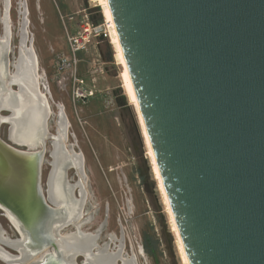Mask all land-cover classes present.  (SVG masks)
I'll return each instance as SVG.
<instances>
[{
	"label": "water",
	"instance_id": "water-1",
	"mask_svg": "<svg viewBox=\"0 0 264 264\" xmlns=\"http://www.w3.org/2000/svg\"><path fill=\"white\" fill-rule=\"evenodd\" d=\"M107 5L188 264H264V0ZM41 147L0 139V205L27 230L11 241L40 253L56 210Z\"/></svg>",
	"mask_w": 264,
	"mask_h": 264
},
{
	"label": "rangeland",
	"instance_id": "rangeland-1",
	"mask_svg": "<svg viewBox=\"0 0 264 264\" xmlns=\"http://www.w3.org/2000/svg\"><path fill=\"white\" fill-rule=\"evenodd\" d=\"M22 1L27 10L28 46L32 45L37 59L39 84L46 86L47 82L52 94L53 103L48 102L52 112L49 134L55 135L54 122L58 107L62 106L71 126L67 145H75L76 141L86 158L89 197L84 217L90 219L81 230L94 232L102 227L97 244L103 246L109 236L122 239L125 253L131 256L133 252L138 264H181L156 184L144 161V144L142 147L137 135L134 110L119 89L122 87L120 68L110 42L103 39L83 54L79 53L76 69L65 74L66 81L62 82L58 77L57 58L68 54L60 17L64 18L67 28L73 24L66 22L70 16L74 23L87 16L93 25L104 24L99 9L92 0ZM21 4V0H0V41L4 38L8 42L11 36L10 51L5 58L9 76L4 78L6 88L11 92L17 91L9 84V78L18 58L24 13ZM43 75L46 81H41ZM74 78L82 81V85L74 83ZM39 90L44 95L42 87ZM8 116L9 113L0 112V118ZM8 127L0 122V139L5 143ZM139 132L142 135L141 129ZM45 150L40 167L43 193L49 172L47 153L51 151L47 142ZM74 150L79 152L77 148ZM67 174L70 181L74 180V171ZM0 227L10 240L18 238L1 215ZM72 231L73 228L68 227L61 233ZM145 238L152 250L150 255L143 248ZM81 262L79 259L78 264Z\"/></svg>",
	"mask_w": 264,
	"mask_h": 264
},
{
	"label": "bare ground",
	"instance_id": "bare-ground-1",
	"mask_svg": "<svg viewBox=\"0 0 264 264\" xmlns=\"http://www.w3.org/2000/svg\"><path fill=\"white\" fill-rule=\"evenodd\" d=\"M21 2H22L21 5L24 9V13L22 15L23 21L21 24V31H20V50H19L18 58L16 59V62L14 63V67H13L14 71H12L13 72L11 76L12 79L10 81V84L12 86L17 87V92H11V91L7 92L3 88L6 86H2L1 88L2 91L4 93L7 92L9 96H5L4 94H2L3 92L0 93V112H4V110L9 111L10 115L8 117L0 118V122L9 124L10 139H12L14 142L18 144H22V145H27V146H35L37 143L42 142L43 135L45 134L44 132L46 129V120L48 118V109H47L48 100L46 101L45 99L47 97L43 95L39 90H37V86L40 85L39 84L40 78L38 77L36 73V56L34 54L33 47L31 44L30 46H28L27 44L28 33L25 30L26 21H27L26 20L27 10H26L25 4L23 5L22 0ZM91 3H93L96 7L101 8V14L103 16V21H104L103 28L108 36V41L110 42L109 44L114 50L115 62L120 68L119 79L122 85V90L124 91V94L126 95L129 104H131V106L134 109V112L136 113V117L139 122L138 125H140V129L142 133L141 136L143 138L145 155L148 158L149 163L151 165L153 178L155 179V182H156V188L159 193L161 203L163 204V212L166 215L169 229L171 230V233L174 237L179 260L181 264H188V261H187V258H186V255H185V252H184V249H183V246H182V243H181V240H180V237H179V234H178V231H177L174 219H173V215L170 210L169 203H168V200H167L164 188H163L160 174L158 172V169L155 163L154 155L152 153L149 140L145 132L143 120L141 118L138 104H137V101H136V98L133 92V87H132V84L129 78L127 67L125 65V61H124L122 50H121V47L118 41V37L115 32L112 17H111V14H110V11L107 5V0H92ZM1 42L2 44H1L0 56L2 57V55L5 52V48L8 47V42L5 41L4 38L2 39ZM1 69H3L2 62H0V78L2 79ZM59 108L61 111L62 106H59ZM61 113L63 117V112ZM61 138H62V134L59 132L57 140H55L56 142H54L55 143L54 146L52 145L53 146V149H52V157H53L52 168L53 169H52L51 177L49 178L48 194H49V200L54 205L60 204V200H61L59 196V192L56 189L55 184H54L55 178L58 175L61 168H64L67 162H69L70 160H73L74 158L72 157L74 155L71 156V154L70 155L68 154L70 150L68 151V153L62 152L61 147H60L61 145L60 140L62 142ZM8 149L13 152H16L10 147ZM16 153L24 154V155L33 154V153H27V152L25 153L16 152ZM39 163H40V159L38 162V168H39ZM76 172H77V169H76ZM80 198L82 201V196ZM44 199H46L45 196H44ZM79 205L80 207L79 209L78 208L76 209L78 210L76 214L66 212L64 218L60 211L55 210L52 213L49 227H48V242H49L48 246L51 245L52 251H54V255L52 257L45 259V261L41 263V261L35 260L34 258L37 256L36 254L38 252L39 254L37 258H39V256L41 255L40 250L33 252L31 249L29 250L27 246H24V247H20L22 250V255H21L20 260L17 258H14V256L4 251L0 252V258L6 264H17V263L19 264H75L76 257L78 255H82V257H84V264H138L136 255L134 253L131 254V256L130 255L124 256L122 254L123 244L120 242V244L118 245L116 241L114 240L115 238H111V242H112L111 246L103 245L102 247L101 246L97 247L94 241L95 239L98 238V236H94L93 233H92L93 235L85 234L83 236H77L75 232L74 233L72 232L71 233L69 232L61 233L62 232L61 230H63L64 227H67L69 224H72L73 221L75 222L77 219L80 218V215H81L80 208L82 206L80 202H79ZM0 207L2 206L0 205ZM5 210L11 216L12 219L14 218L21 225L22 231L26 236L27 230L19 222L18 218L13 213H11L9 210L7 209ZM81 225H82L81 222H79L78 220L76 226L80 228ZM51 231L54 233L56 239L59 238V241H57V244L56 242H54V237ZM10 246H13V244H11Z\"/></svg>",
	"mask_w": 264,
	"mask_h": 264
},
{
	"label": "flooded vegetation",
	"instance_id": "flooded-vegetation-1",
	"mask_svg": "<svg viewBox=\"0 0 264 264\" xmlns=\"http://www.w3.org/2000/svg\"><path fill=\"white\" fill-rule=\"evenodd\" d=\"M4 1V0H3ZM10 1V0H9ZM9 8H10V6H9ZM20 32V31H19ZM11 35V34H10ZM18 37H19V35H18ZM10 39H11V36H9V38H8V47L7 48H5V52H4V54L2 55V57L0 56V62H2V64H3V69H1L2 71V79L0 78V93H2L3 91H2V86H6V83H4V78H5V76H9V75H7L6 74V61H5V58H6V56L9 54L8 52L10 51ZM1 44H2V42L0 41V50H1ZM27 44H29V41L27 42ZM18 55H19V50H20V38H19V47H18ZM6 51H7V53H6ZM14 69V68H13ZM36 71H37V59H36ZM43 77H44V75H43ZM11 77L9 78V84H10V81H11ZM41 81H46L45 80V77L44 78H41ZM43 83V82H42ZM41 84V83H40ZM11 85V84H10ZM41 85H39V86H37V90H39V89H41V87H42V90L44 91V95L47 97L45 100L47 101V109H48V118H47V120H46V129H45V134L43 135V139H42V142H40V143H37L35 146H27V145H25V146H27V147H29V148H34V147H37L38 146V148L37 149H41L42 147L41 146H43L44 145V148L46 147V142L48 143V145L50 146V148H51V151H49L48 153H47V155L50 153V155H51V158H49L48 156V158L50 159V166L48 165V167H49V172H48V177H47V181H46V185H45V187H46V197H47V199H48V201L52 204V202L49 200V194H48V188H49V178L51 177V173H52V166H53V157H52V149H53V146H54V142H56L55 140H57V137H58V135H59V132L62 134V142H61V140H60V147H61V150H62V152H64V153H68V151H69V155L71 154V156L72 155H74V156H72V157H74L73 158V160H70L69 162H67V164H66V166L64 167V168H61V170L59 171V173H58V175L56 176V178H55V182H54V184H55V187H56V189L58 190V192H59V196H60V204H58V205H54L55 206V208H56V210L57 211H60L61 212V214H62V216H63V218H64V216H65V213L66 212H70V213H74V214H76V212L78 211V210H76L77 208L79 209V207H80V205H79V202H80V204L82 205L81 206V208H80V210H81V215H80V218L79 219H77L75 222L73 221V223L72 224H69L67 227H64L63 228V230H65V229H67L68 227H72L73 228V231H72V233H76L77 234V236H83V235H85V234H87V235H93L94 234V236H98V238L97 239H95V241H94V243L96 244V246L97 247H99V245L97 244V240L99 239V237H100V233H101V229H102V227H99L96 231H94V232H85V231H81V229H82V227L84 226V225H86L87 223H89V219L90 218H88V220L84 217V209H85V207L84 206H86V204H87V202H88V197H89V193H88V191H87V187H86V182H87V180H88V177H87V174H86V170H85V168H86V158H85V155H84V153L79 149V147H78V145H77V143H76V141H75V145L74 144H72V145H67V140L69 139V128L71 127L70 126V122H69V120H68V117H67V115H66V113L64 112V109H63V107H62V109H61V111H60V108H59V110H58V113H57V115H56V120H55V122H54V128H55V135H53V136H50V134H49V125H50V123H52V121H51V117H52V112H51V108H50V105H48L49 103V101H52V103H53V100H52V94H51V92H50V88H49V86H48V84H47V82H46V86L44 85V84H42V86L40 87ZM16 87V86H15ZM7 92H10V91H8L7 90V88L6 87H3ZM17 88V87H16ZM40 91V90H39ZM7 92H3L2 94H4L5 96H9L8 95V93ZM17 92V91H16ZM123 93H124V91H123ZM44 96V97H45ZM123 96V95H122ZM124 96L126 97V95L124 94ZM123 96V97H124ZM82 98L83 99H85V97L84 96H82ZM123 99V98H122ZM126 99H127V97H126ZM115 101H117V99H115ZM129 103V102H128ZM131 105V104H130ZM133 108V107H132ZM134 110V109H133ZM4 112H7V113H9V115H10V112L9 111H5L4 110ZM61 112H63V117H62V113ZM135 115H136V113H135ZM65 116V117H64ZM66 118V119H65ZM136 119H137V117H136ZM57 121H58V123H57ZM65 123V124H64ZM7 126H9V124L8 123H5ZM69 124V125H68ZM67 125V126H66ZM66 128V129H65ZM59 129V130H58ZM61 130V131H60ZM62 130H63V132H62ZM9 138H10V135H9ZM7 140V139H6ZM10 141L12 142V143H14V144H17V145H22V144H18V143H16V142H14L12 139H10ZM53 145V146H52ZM68 149H67V148ZM13 148H16V149H18V150H23V151H26L27 149H25L24 147H21V146H13ZM64 148V149H63ZM75 148H77L78 149V151L79 152H77V151H75L74 149ZM32 152H34V150H31ZM46 151V150H45ZM67 151V152H66ZM74 152V153H73ZM46 153V152H45ZM45 153H44V155H45ZM52 163V164H51ZM76 164V165H75ZM74 167V168H73ZM85 167V168H84ZM71 168V169H70ZM76 169H77V172H76ZM80 169V170H79ZM83 169V170H82ZM74 171V180H69L68 179V172L69 171ZM66 173V174H65ZM75 173H77V174H75ZM81 173V174H80ZM65 176H67V177H65ZM65 184H67V185H65ZM75 184V185H74ZM71 185V186H70ZM83 185V186H82ZM66 186V187H65ZM68 187V188H67ZM74 187V188H73ZM82 188V189H81ZM77 189V190H76ZM70 190V191H69ZM74 192H72V191ZM80 192H79V191ZM67 191V192H66ZM79 193V194H78ZM82 193V194H81ZM81 194V195H80ZM82 196V201H81V197ZM45 197V198H46ZM74 197V198H73ZM76 200H78V201H76ZM62 201V202H61ZM87 201V202H86ZM69 204V205H68ZM62 206V207H61ZM72 206H74V207H72ZM70 207V208H69ZM72 207V208H71ZM1 209H3V210H5L4 208H2V207H0ZM69 208V209H68ZM0 215H1V217L2 218H5L6 220H7V222L10 224V226L12 227V226H14L15 227V229H17L20 233H21V235H22V237L24 238V240L23 241H25V234L23 233V231H22V227H21V225L13 218H11V216L6 212V210H5V212L3 213L1 210H0ZM79 220V222H81V226H80V228L79 227H77L76 226V224H77V221ZM86 222H85V221ZM62 221H63V219H62ZM84 224V225H83ZM12 229H13V227H12ZM14 230V229H13ZM63 230H61V231H63ZM85 232V233H84ZM98 234H97V233ZM51 233H52V235H53V237H54V242H56V244H57V241H59V238H57L56 239V237H55V235H54V233L51 231ZM93 233V234H92ZM27 236V235H26ZM111 238H115L114 240L116 241V243L119 245L120 244V242L123 244L122 245V248H123V250H122V254L124 255V256H128L129 254H126L125 253V245H124V242H123V240H121V239H117V237H115V236H109V238H108V241L109 242H106L104 245H109V246H111ZM9 244H8V243ZM1 243L2 244H7L8 246H10L11 244H13V246H10L11 248H13V249H15V250H17V251H19L20 252V254H19V257L17 256V257H15L14 255H12V256H14V258H17V259H19L20 260V258H21V255H22V250H21V248H20V246L18 245V244H16V243H13L10 239H8V237H6L5 236V234H4V231H3V229L0 227V252L1 251H4V252H7L6 250H4L3 248H2V246H1ZM113 246V245H112ZM49 247V248H48ZM102 247V246H101ZM29 249V248H28ZM30 250V249H29ZM52 247L51 246H48L47 245V247H45L44 248V250H43V252H41V255L39 256V258H37V256H38V254H39V252L36 254L37 256L36 257H34L35 258V260H38V261H41V263H43L44 261H45V259H48V258H50V257H52L53 255H54V251H52ZM93 252H94V250H93ZM124 252V253H123ZM8 253V252H7ZM9 254V253H8ZM132 254H133V252H132ZM11 255V254H10ZM46 255V256H45ZM44 258V259H43ZM43 259V260H42ZM81 260L82 262H81V264H84V257H82V255H78L77 257H76V259H75V264H78V260ZM0 263H4V264H6L1 258H0ZM17 264H19V263H17Z\"/></svg>",
	"mask_w": 264,
	"mask_h": 264
},
{
	"label": "built area",
	"instance_id": "built-area-1",
	"mask_svg": "<svg viewBox=\"0 0 264 264\" xmlns=\"http://www.w3.org/2000/svg\"><path fill=\"white\" fill-rule=\"evenodd\" d=\"M60 20L65 34L68 54L57 58L56 67L58 69V77H60L59 80L65 82V74L76 69L79 62L77 59L78 54H83L103 39L108 40V36L103 28V24L93 25L89 23L87 16H82L81 20L76 23H74L72 16L66 18V22L73 23L70 28H67L65 25L63 17H60ZM61 76L63 77L61 78ZM74 83L82 85V81L75 78Z\"/></svg>",
	"mask_w": 264,
	"mask_h": 264
},
{
	"label": "trees",
	"instance_id": "trees-1",
	"mask_svg": "<svg viewBox=\"0 0 264 264\" xmlns=\"http://www.w3.org/2000/svg\"><path fill=\"white\" fill-rule=\"evenodd\" d=\"M143 248L147 254H149V255L151 254L152 250L148 246V239L147 238H145V240L143 241Z\"/></svg>",
	"mask_w": 264,
	"mask_h": 264
}]
</instances>
